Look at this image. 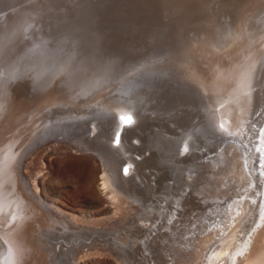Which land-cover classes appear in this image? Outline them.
Instances as JSON below:
<instances>
[{
    "label": "bare ground",
    "instance_id": "1",
    "mask_svg": "<svg viewBox=\"0 0 264 264\" xmlns=\"http://www.w3.org/2000/svg\"><path fill=\"white\" fill-rule=\"evenodd\" d=\"M21 1L25 4H20L19 0H0V36L2 37L0 43L3 37H5V40H3L5 44L0 49V109L3 105V99L6 93H8L9 96L13 94L24 95V98L31 95L34 100L44 102V104L49 100L57 99L67 104L69 100L71 103L78 102L71 105L77 109L103 105L109 112L110 110L113 111V114H111L113 115L112 119L115 125H112L113 128H110L112 129V134L110 133L111 135L106 137V139L104 137V139L102 138L103 133L97 134L102 138V140L100 139V145L97 144L99 146H91L94 142L91 144L90 136H88L82 144L72 143L74 147L79 149L82 148L81 150L86 151L87 154L88 152L91 153V157L101 159L104 165V173L106 172L107 175L105 179L103 177V181L107 188L110 189L109 198H111L110 195H112L113 199H117L119 195H122L125 198L123 202L128 204L127 209L125 208V212L120 214L118 211H121L120 205L122 204V199L120 198L121 200H119L118 198L117 201L121 204L116 202L118 206L114 204V207H116L114 211L112 208H106L102 211L110 225L108 227H103L104 230L102 231L93 230V233L87 229L91 234V238L94 240L91 246L87 244V251L89 249L90 251L97 250L96 252H100L105 248H109L118 256L117 259L113 260L121 264H143L144 260L145 262L148 261L147 264H152L149 259L150 257L154 260V264H158V261L155 260V250H153L154 244L157 242L155 237H161L159 233V230H161L160 228L168 227L171 224L174 219L173 214L175 211L168 202L167 204L169 205L165 206L158 204L156 201L161 203V200H158L159 198L156 201L150 202H143L144 199L140 200V196L137 198L135 186L140 183L137 184L138 181H134L135 186L131 185L129 182L132 178H126L128 173L132 170V166L134 167L132 163H137V160L130 155L136 151V146L135 144L132 146L130 145V141H127L125 136L128 134V131L126 130V134L124 135L123 129L134 122V118L138 117L136 115V109L139 100H136V98H140L141 92L138 90V87H140L142 80L151 77L153 79V77H158L159 75V79H161V76L165 79L163 76L172 75V78L175 77L177 79V77H184L188 82L195 83L201 90L200 93L207 97L208 104L212 107L211 118L218 124L219 129L227 130L230 132V136L236 135V137L228 136L227 138H229V141L224 144L222 151L215 157L210 156L211 158H206L207 161L205 166H202L200 169L202 171L201 176L204 178L206 184L202 182L204 184L199 193L204 194L203 198L213 200V204L216 205V208L211 210L210 215L215 214V212H220V214L217 213L219 222L217 223L214 221L211 223V220L215 218H212L213 216H210V218L206 217L205 220H210L205 221L202 227L197 228V232H194L195 235L187 238V246H180L174 249L176 252L173 256L174 264H264V243H262L263 248L261 250L259 249L258 253L257 251L255 252L257 253L255 256L252 253L258 237L262 234L264 235V115L262 111L260 112L262 114H258L257 116V112H252L251 110L253 99L258 96L261 97L260 95H262L261 99L264 97V88L254 91L258 83L256 81L264 78V73L262 74V70H260V68L264 67V29H257L255 26L256 24H253L252 27L254 26V28H256V30H253L250 27L252 22H249V25L244 23H239L237 25L236 18L238 17L237 14H239L238 11L237 14L235 12L237 17L229 16V20L235 17V19H233L236 20L234 21L235 25H232V20H230L232 27L229 26L230 23H226L228 26H225L224 29H226V27H231V29L227 28V30H231V33L228 32L231 36L227 35L226 41H219V38H217L219 40L215 39L217 36L213 31L211 32L214 33V38L212 37L214 35L208 38L205 32H203V35H206L205 38L204 36H202V38L200 35L191 39L190 42L194 43V45L189 48L190 50L186 51V46L187 49L189 47L187 43L186 45L183 43L184 45H182V47L179 46L177 48L178 50L174 48L176 49L174 52L170 49V46L169 48L168 45H166L167 47L165 46L166 48L160 49L159 52L154 51L155 53L145 56L146 58L144 59L142 57L132 61L134 59L129 56L130 53L127 46L118 43L107 45L105 44L107 43L106 40H104V42L101 41L100 35V21L105 18L102 19L101 17L102 20H100L98 16L105 14L103 17H109L122 7L123 3L121 4V2L125 0H109L104 3L103 0H101L102 2L99 4L101 5L102 3L101 9L103 14H101V11L99 12L101 15H98V6H95V1L97 0H65L64 4H60L58 9L52 7L45 9L42 7L47 0ZM48 2L57 3L58 0H48ZM256 2V7L260 5L262 9L264 3L261 1L260 3L258 1ZM256 2H254V4ZM248 3L251 2L248 1ZM244 4L245 2H243V5ZM252 6L255 7V5ZM243 8H245V6ZM32 12L35 14L30 18ZM246 13L248 12L245 10L244 15H246ZM252 13H254V11H252ZM221 29H223V27ZM227 30L226 33H223L221 30L223 33H221V35L224 36V34H228ZM104 31H106L105 34L107 33L112 36L117 35V31L113 24L106 27ZM123 35L125 36V34ZM90 36H92L95 41L92 42L93 46L87 49V45L83 42V39H87V37L89 38ZM223 36H221V38ZM213 40L214 42H211ZM190 42L188 41V43ZM205 42H207L208 45L212 43L213 46H211L215 50H212L211 53L205 52V49L201 48V44L207 45ZM179 43L181 44L180 41ZM157 45L155 47H157ZM161 45L163 44L161 43ZM12 51L16 52V56H18L16 59H10L9 54L12 53ZM119 53L124 54V56H115ZM33 58L39 60L34 63L32 62ZM79 62L86 64L81 67L80 65L82 64ZM218 63L220 68L225 69L227 73L232 72V74H239L242 77L243 86L246 88H244L245 91L242 90L243 87L241 86L240 93L233 96L220 89V85H217L216 79L218 76L216 68ZM28 64L39 71L33 72V68L28 66ZM68 64L73 65L72 67H64L68 66ZM54 65L57 67L55 68L56 76L51 77L53 78L52 80L47 77L41 79V77L37 76L41 74L40 72L43 68ZM212 68H214V70ZM75 70L79 72L76 73ZM71 72H73V74L69 76ZM260 75H262V77H260ZM31 77L33 79H29ZM54 86L56 88H53ZM49 87L53 89H49ZM142 93L145 95L144 91ZM146 93L149 92L146 91ZM246 94H249V96L251 95V99L250 97L247 98ZM133 99L136 101L133 102ZM63 107L64 106H61V108ZM94 109L95 108H92L90 112L79 118L82 119L84 117L95 116L96 110L92 111ZM33 110L31 112H34ZM108 111H106V113ZM101 114L102 118H104V115L106 116L104 113ZM117 114L119 115L116 116ZM63 115L64 112L60 111L54 114V116H48L50 118L53 117L52 120H50V122L23 148H21L25 142L23 139L27 136V139H31L34 136L33 134L37 132L39 122L35 124L33 128L26 131L25 135L16 145L18 149L12 148L11 145H13V143L11 141L5 140L8 131L4 132L0 130V150L3 148L4 144L7 145V147H4V153L1 155L2 157H7V163L4 166L7 173L5 175H3V173L0 175V264H68V262H65L67 255L72 251H76V248L73 247L67 249L68 251L66 252L63 246L60 251H58L56 248L53 249L52 246H49L48 241L46 247V239L42 238L45 235L44 233L54 224H65V213L59 210V208H56L59 211L58 215H55L51 211L52 207L49 201L43 196L40 186L35 182L36 180L34 179L33 182L34 190L32 189V191L35 193L34 194L27 189V185L25 186L26 183H24L20 173L16 172L18 171L17 163L19 161V153H16L18 150H20L19 152H23L22 156L27 155V157H30L29 155L31 152L35 153L42 147L48 146L51 143L60 141L64 143L63 140L66 138H63V136L59 134L60 129L58 128L62 125L61 123H69L71 121L65 120L57 122ZM0 116H2V114ZM24 116L28 117V114L22 113L16 116L14 124H18ZM128 118H130L131 122H129ZM77 120L78 118L76 122ZM100 122L101 121H96L94 122V127H88L90 128L88 130H91L90 135L95 134V130L99 128ZM107 122H110V120ZM255 123L257 127H254ZM49 126H52V128L47 129ZM243 127H245L246 134L242 131ZM120 136L124 139L121 147H119ZM167 139H169V137ZM170 139L173 141V138ZM230 139H232V141H230ZM172 141L170 143H173ZM109 142L112 146L120 148V150L112 148L111 144L108 146ZM244 142L247 146L243 144ZM103 146H105V148ZM170 146L173 145L170 144ZM185 150L186 148H184L182 152ZM204 153L203 151L202 154ZM170 159L172 160V157ZM146 160L145 158V161ZM204 161L199 163L203 164ZM171 162L175 164L174 161ZM171 162L169 163L172 164ZM135 166H137V164H135ZM145 167H147L146 163ZM172 167L174 168V166ZM188 167L189 169L191 168L190 166H187V168ZM162 168L165 169L164 167ZM138 169L140 171V168H137V171ZM179 169L180 168H178V170ZM156 170L159 172L158 167ZM178 170H176V173ZM183 171H185V169ZM154 173L156 172L154 171ZM151 174L153 173L151 172ZM161 174L163 175L164 173H160L159 176ZM142 175L140 173L138 178ZM155 175H157V173ZM146 176L142 177L147 179L145 182L148 184L149 176ZM170 178L171 176L166 179ZM186 178L192 179L191 177ZM154 179L155 178H152V180ZM182 179L180 181H182ZM155 180H157V178ZM170 182H173V179L172 181L170 180ZM170 182L169 184L172 185ZM144 185H146V183H144ZM175 185L176 184H174V186ZM155 186L153 187L155 188ZM161 186L163 187L164 184L162 183ZM174 186H171L172 189ZM137 188H139V186ZM159 188L160 187H158V189ZM175 191L176 190H174V192ZM142 194L144 195L145 193ZM182 195H184V193ZM227 203L228 205L225 206ZM165 208H169L168 213L172 216V221L170 220L168 226L164 219L160 220L162 218L161 213ZM164 214L165 213H162V216H164ZM249 215L252 216V218L246 220ZM70 217L72 219L74 218L72 216ZM174 220H176V218ZM164 224L166 225L164 226ZM174 224H171V226ZM209 226H211V228H208ZM114 238L117 239V242L113 240ZM140 244L147 246L145 248L150 252L149 257L146 256L144 251H141ZM87 251L79 255L76 264H82L80 262L81 259L85 261L84 258L87 256ZM61 254H63V257H61Z\"/></svg>",
    "mask_w": 264,
    "mask_h": 264
},
{
    "label": "rangeland",
    "instance_id": "2",
    "mask_svg": "<svg viewBox=\"0 0 264 264\" xmlns=\"http://www.w3.org/2000/svg\"><path fill=\"white\" fill-rule=\"evenodd\" d=\"M19 1L20 4H25L21 0ZM98 1L99 0L95 1L96 4L95 6H98L97 7L98 13L101 11V14H103L101 9L102 3L101 5H99L100 2L102 1L101 0L99 2ZM108 1L109 0H103V3ZM248 1H250L251 3H248ZM256 1H258L259 3L261 1L262 3H264L263 0H253V1L252 0H125L121 2V4L123 3L122 7L119 10H117L115 13L111 14L109 17L107 16L103 17L105 16V14L102 16H98L100 17L99 18L100 20L105 18L104 20L100 21L101 41L104 42V40H106L107 43L105 44L107 45L118 43L127 46L129 48L128 50L130 53L129 56L133 59L142 58V57L144 59L146 58L145 56L151 53L159 52L160 49L162 48L163 49L166 48L167 47L166 45H168V47L170 46L171 48L170 47L169 48L174 52L179 46L182 47V45H184L183 43H185V45L187 43L189 47L187 49L186 46V51L190 50L189 48L192 45H194V43L190 42L191 39L198 37L200 35L201 37L204 36L203 32H205L208 38L209 36H212L215 33L217 37H215L214 35L212 36L213 38L214 37L215 39L219 38L220 40L217 39L219 41H226L227 38L226 36L227 35L231 36L230 29L232 25H235L234 21L236 20H237L236 21L237 25L239 23H244L249 25L252 22L250 24V27L253 30L254 29L256 30L254 26L252 27L253 24L254 25L256 24L255 26L257 27V29L260 30L264 29V4L261 9V6L258 3V5L260 6L259 7L257 5L259 7L258 10V7H256L257 4ZM64 2L65 0H58L57 3L48 2L47 0L45 2L47 4L44 3L42 7H44L45 9L47 8L49 9V7L58 9L60 4H64ZM243 2H245V4L246 3L248 4L243 5ZM254 2L256 3L254 4ZM252 5H255L256 8L253 7ZM242 6L243 7L245 6V8H243ZM250 6L252 10L250 9ZM42 7L40 8L43 9ZM245 10L248 12L246 13V15H244ZM238 11L239 14H237ZM252 11H254V13H252ZM235 12L238 17L235 15ZM33 14L35 13L32 12L30 18L33 17ZM101 14L99 13L98 15ZM229 16H236L239 20L237 18L236 20H233L235 19V17L234 18L232 17L230 19L232 20L233 23L232 24L231 21L229 20L230 18ZM247 17L249 20L247 19ZM226 23L228 24L230 23L229 26L231 27H226V29H224L225 26H228V24ZM110 24H113V26H115V29L117 31L116 36L115 35L112 36L107 33L105 34L106 31L104 30L106 27H109ZM222 27L223 29H221ZM227 28L230 29L227 30ZM221 30L223 33H226V30L227 33L228 32L230 33L224 34L223 36L221 35L222 33ZM211 31H213L214 33ZM123 34H125V36ZM206 35L204 36V38L206 37ZM221 36L223 37L221 38ZM1 38L2 37L0 36V40ZM3 40H5V37H3L0 43V49L5 44ZM214 40L211 42H214ZM94 41L95 40L92 36H90L89 38L87 37V39L86 38L83 39V42H85V44L87 45V49L93 46L92 42ZM179 41L181 42V44L179 43ZM188 41L190 43H188ZM161 43L163 45H161ZM206 43L207 42H205V44ZM156 45L157 47H155ZM211 45L212 43L209 45L208 43L207 45L201 44L202 46L201 48H204L205 52L211 53L212 50L213 51L215 50L212 47L213 45L212 46ZM115 56H124V54L119 53ZM9 57L10 59H16L18 56H16V52L12 51V53L9 54ZM38 60L39 59L37 58L36 59L33 58L32 62L36 63ZM79 63L82 64V62ZM85 64L82 65L78 64V65L82 67ZM72 65L73 64H68V66H64V67H72ZM217 65L218 66L216 68H217L218 76L216 79H217V85L218 84L220 85V89H222L225 93L231 94L233 96H236V94L240 93L241 86L243 87L242 90L245 91L246 88L245 86H243V79L239 74L237 75L232 74V72L227 73L225 69L220 68L219 63ZM28 66L33 68V72L39 71L36 70V68L34 69V67H32L30 64H28ZM55 68H57L56 65L45 67L40 72L41 74L37 76L41 77V79H44L43 77H47L48 79L52 80L53 78L51 77L56 76ZM212 69L214 70V68ZM260 70H262V74H263L264 67L260 68ZM75 71L76 73L79 72L78 70ZM71 74H73V72H71L69 76ZM163 77L165 79H163L162 76L161 79H159L160 78L159 75L158 77L157 76L153 77V79L152 77L149 78L150 81L149 79L145 80V78L142 80L140 87H138L139 88L138 90L141 92V95L139 99L136 98V100H139L138 101L139 104L137 103L138 107L136 109L137 111L136 115L138 117L134 118V122H132L130 125L126 126V128L123 129V133L125 135L126 134L125 131L127 130L128 134L125 135L127 141H130L131 146L134 144L136 146L135 149L136 151L130 155L132 158L137 160V163H132L134 167L132 166V170L128 173L127 175L128 177L126 176V178H132V180H130L131 183L129 182V184L131 185H134V181L136 182L138 181L137 184L140 183L139 185L136 186L134 185L137 191L136 192L137 198H139L138 196H140L139 199L140 200L144 199L143 202L144 201L150 202L154 200L156 201L159 198L158 200H161V203L159 201H156L158 202V204H162L163 206L170 204L171 208L172 209L174 208V211L176 212V214L175 212L173 214V218L174 219L176 218V220L173 219L172 221L171 220L172 216L168 213L169 208L167 209L165 208L162 211V213L165 214L164 216H162L161 213L162 218L160 220L164 219L167 226L170 224V220L173 222V223L171 222V224L174 223L175 224L172 225L173 227L170 224L168 227L160 228L161 230H159V233L161 237L160 236L155 237L157 242L154 244V248H153L156 254L155 260L158 261V264H174L173 256L176 253L174 249H176L177 247L179 248L180 246L181 247L187 246L188 243L186 242L187 238L195 235V233L197 232V228L202 227V224H204L205 221L210 220V219L205 220L206 217L210 218V216L211 217L213 216L212 218L216 219V220L212 219L211 223H213L214 221H216L217 223L219 222L217 213L220 214V212L217 213L215 212V214L210 215L211 210L216 208V205L213 204V200L205 199L203 198L204 194L199 193L201 191L200 189H202L203 184L205 183L204 178H202L201 176L202 171L200 169L202 166H205L207 161L206 158L209 159L213 156L215 157L222 151L224 144L229 141V138H227L228 136L236 137V135L234 134L230 136V132H228L227 130L219 129L218 124L215 123L211 118L212 107L208 104V99H206L207 97L202 93H200L201 90L195 83L190 81L189 83L188 80H186V78L184 79V77L183 78L177 77V79L175 77L172 78L173 77L172 75H168V76L166 75ZM260 77H262V75H260ZM29 79H33V78L31 77ZM259 80L256 81L258 83L255 86L256 88L254 87L255 88L254 91L256 89L260 90L261 88H264V82H263L264 78ZM53 88L56 87L54 86ZM53 88L49 87V89H53ZM141 90L144 91L145 95H143L142 93L143 91ZM146 91L149 93H146ZM142 95L144 98L143 97L141 98ZM246 95L247 98L250 97L251 99V95L250 96L249 94ZM23 96L24 95H18V94H13L9 96V94L6 93V96L3 99V105L0 109L1 112L0 115L2 114V116H0L1 118L0 130L4 132L8 131L5 140L11 141L13 143V145H11L12 148L18 149L16 148V145L20 142L22 137L25 135L26 131L33 128L34 125L39 122L37 132L33 134L34 136L31 139H27L28 136L23 139V141L25 142L23 143V146L21 148L25 147L35 137V135H37V133H39L50 122V120H52L53 117L50 118L48 116L51 115L54 116V114L61 111L64 112V115L63 117H61V119L57 120V122L65 121V120L71 121L69 123H61L63 126L61 125L60 126L61 128L60 127L58 128L60 129L59 134L63 136V138H66L65 140H63L64 143H61L62 141H60V142L51 143L48 146H44L35 153L31 152L29 155L31 158L27 157V155L22 156L23 152H19L20 150H18L16 153H19L18 154L19 161L17 163L18 171L16 172L20 173L21 178L23 179L24 183H26L25 186L27 185L26 187L27 189H29L30 192H33L32 191L34 186L33 182L34 179L36 180L35 182H37V184L40 186L43 196L49 201V204L52 207L51 211L55 215H58L59 210H62L63 213H65L64 214L66 219L65 224L58 223L50 226L48 228V231L44 233L45 235L42 238L46 239V247L48 241V245L52 246L53 249L56 248V250L58 251H60L62 246L64 247L65 249L64 251L66 252L68 251L67 249L75 247L76 251L70 252V254H68L66 257L65 262L66 263L68 262V264H76L79 255L84 253V251H87L88 248L87 244L89 246L93 244L94 240L91 238V234L88 232V230L92 231L91 233H93V230L102 231L104 230L103 227L105 226L108 227L110 225L109 221L106 220L105 214H103L102 211L106 208L109 209L112 208V210L114 211L116 208L114 206L115 205L118 206V204H121L119 201H117L118 198L119 200L122 199L121 200L122 204H124V205L122 204L120 205L121 211H118L120 214H122V212H125V210L128 207V204L123 202L125 198L122 195H119L117 199L116 198L113 199L112 195H110L111 198H109L110 189L107 188V186L104 184L103 181V177L105 179V176L107 175L106 172L104 173V165L101 159L97 157L93 158L90 156L91 153L88 152L87 154L86 151L81 150L82 148L79 149L73 146V144L76 143L82 144L88 136H90L89 138H91V144L94 142L93 145L91 146H95V147L99 146L100 141L102 140L103 137L106 139V137H109L112 134V129L110 128H113L112 125L113 126L115 125L114 120L112 119L113 111L110 110L109 112L108 109L103 107V105L94 106V107L91 106V108L77 109L71 106L74 105L73 103L75 102L71 103V101L69 100L67 101V104L64 101H60L58 99L49 100L47 103L44 104V102H39L34 100V98H32L31 95L25 98ZM260 96L261 97L258 96L257 98L253 99L251 106L252 112L253 111L257 112V116L258 114L260 115L262 113L264 115V106H263L264 97L263 99H261L262 95ZM136 100L133 99V102ZM61 106L64 107L61 108ZM92 108H95L92 111L96 110L95 116L84 117L82 119L79 118L90 112ZM32 110L34 112H31ZM106 111L108 112L106 113ZM22 113L28 114V117L24 116V118L18 124H14L16 116ZM101 113L106 114V116L103 114L104 118H102ZM118 115L119 114H117L116 116ZM77 118L78 120L76 122ZM109 120L111 123L107 122ZM96 121L97 122L101 121L99 124V128H96L95 134L90 135L91 130L89 131L88 129L90 128L88 127L91 128L94 127V122ZM215 125L219 130L222 131V133L224 132L223 137L222 135H220L222 133L216 131L217 129L215 128ZM254 127H257L256 123L254 124ZM50 128H52V126H49L47 129ZM103 131L106 133H104ZM242 131L243 133L246 134L245 127H243ZM99 133L100 134L103 133L105 135L102 134V138H100L97 135ZM168 137L169 139H167ZM170 138H173V141ZM119 140H120L119 147H121L124 139L122 136H120ZM171 141L173 143H170ZM230 141H232V139H230ZM168 142L173 146H170ZM110 144L111 143L109 142L108 146H110ZM243 144L247 146L245 142ZM4 147H7V145L4 144L3 148L0 150V175H2V173L3 175L7 173V170L4 167L7 163V157L1 156L5 150ZM103 147L105 148V146ZM111 147L120 150V148L112 146V144ZM184 148H186V150L182 152ZM203 151L205 152L204 154H202ZM166 155L169 158H167ZM171 157L172 160L170 159ZM145 158L147 159L146 161ZM171 161H174L175 164H173ZM201 161H204L203 164L199 163ZM169 162H171L173 165L170 164ZM145 163L147 167H145ZM135 164H137V166H135ZM156 165L159 169V172H157L158 170H156L157 169ZM172 166H174V168ZM187 166H190L192 169L191 168L189 169V167L187 168ZM162 167H164L165 169H163ZM137 168H140L141 172L139 171V169L137 171ZM178 168L180 169L178 170ZM184 169L186 172L183 171ZM176 170H178L177 173ZM154 171L157 173V175H155L156 173H154ZM151 172L153 174H151ZM140 173L141 175L143 173L142 176L148 175L149 180H151L153 183L148 180V184H147V182H145L147 181L145 177H144L145 179L142 176L138 178V175H140ZM158 173L159 174L164 173L165 175L161 174L159 176ZM181 173L182 174L184 173L186 177H191L192 179H187L185 175L183 174L184 175L183 176ZM170 176H171L170 179H166L169 178ZM195 177L197 178V180L199 177V180L197 181ZM152 178L155 179L157 178V180L155 179L152 180ZM175 178L176 180L178 179L179 180L176 181ZM172 179L173 182H170V180L172 181ZM181 179L182 181H180ZM169 182L172 183V185H170ZM144 183H146V185H144ZM162 183L164 184L163 187L161 186ZM153 184H155L156 186ZM174 184L176 185L174 186ZM157 185L158 187H160L159 188L160 190L158 189ZM138 186L139 188H137ZM153 186H155V188ZM171 186H174L173 189ZM193 187L195 188V190ZM183 189L184 190L186 189L185 190L186 192ZM174 190L176 191L174 192ZM170 191L173 193L174 197L172 196V193ZM142 193L145 194L143 195ZM183 193L184 195H182ZM170 194H171V198H170ZM163 200L166 201L164 202ZM167 202L169 204H167ZM226 205H228V203L225 204V206ZM56 208H59V210ZM70 216L74 218L72 219ZM251 218L252 216L249 215L246 220H250ZM246 223L249 224L248 222ZM166 224H164V226ZM208 228H211V226H209ZM263 236H264L263 234L260 235L258 237L259 241L257 240V243L254 245L255 247L252 252L254 256L259 252V249L261 250L263 248L264 245V244L262 245V243H264ZM113 240L117 242L116 238H114ZM140 247H141V251L142 252L144 251L146 253V256L149 257L150 252L147 250V248H145L147 246H143L142 244H140ZM96 251L97 250L90 251L88 249L87 256L84 258L85 261L81 259L82 261L80 260V262L82 264H88V263L89 264L91 263L121 264L113 260V259H117L118 256L109 248H105L100 252H96ZM256 251L257 253H255ZM62 255L63 254H61V257H63ZM160 256L162 257V259ZM149 259L151 260V263L154 264V260H152L151 257ZM147 262H145L144 260L143 264H147Z\"/></svg>",
    "mask_w": 264,
    "mask_h": 264
},
{
    "label": "water",
    "instance_id": "3",
    "mask_svg": "<svg viewBox=\"0 0 264 264\" xmlns=\"http://www.w3.org/2000/svg\"><path fill=\"white\" fill-rule=\"evenodd\" d=\"M136 60V58H134V60H132V61H135ZM215 128L217 129L216 131H219V132H221L222 133V131L221 130H219L218 128H217V126L215 125ZM227 135V134H226ZM222 136H224L223 135V133H222Z\"/></svg>",
    "mask_w": 264,
    "mask_h": 264
},
{
    "label": "snow or ice",
    "instance_id": "4",
    "mask_svg": "<svg viewBox=\"0 0 264 264\" xmlns=\"http://www.w3.org/2000/svg\"><path fill=\"white\" fill-rule=\"evenodd\" d=\"M128 120H129V122H131V121H130V118H128Z\"/></svg>",
    "mask_w": 264,
    "mask_h": 264
}]
</instances>
